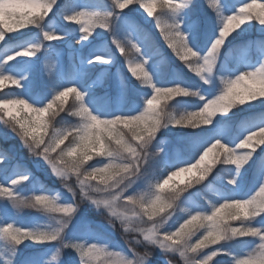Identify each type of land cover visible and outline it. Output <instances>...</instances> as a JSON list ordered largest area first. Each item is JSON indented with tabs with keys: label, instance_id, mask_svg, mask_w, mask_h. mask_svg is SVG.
<instances>
[{
	"label": "snow or ice",
	"instance_id": "obj_1",
	"mask_svg": "<svg viewBox=\"0 0 264 264\" xmlns=\"http://www.w3.org/2000/svg\"><path fill=\"white\" fill-rule=\"evenodd\" d=\"M134 4L138 7H129ZM204 5L215 15L221 28L203 57L189 46L188 37L182 31L181 20L184 18L180 14L183 12L190 14L185 21L190 32L200 34L204 31L205 21L195 14L197 5L193 0H179L178 3L172 0H111L109 11H78L64 17L66 25H75L79 29L81 35L76 43L88 41L97 29L113 35L111 44L125 58L128 72L152 92L138 115L98 118L86 104V93L75 86L63 87L54 93L50 102L38 107L22 98H13L14 91L12 95H0V113L3 114L0 120H3L6 131L19 138L28 153L44 161L71 197L66 203H58L57 198L44 194L22 196L16 189L28 181L26 171L18 172L9 181L5 172L0 170V179L5 181L0 183V196L11 203V208L17 214L26 208L36 209L46 213L54 222L50 231L19 228L11 224L0 228V240L9 246L8 256L0 260V264H13L12 257L25 241L57 245L53 260L59 258L63 249L70 248L79 256L80 264H149L157 249L165 254L167 264L173 261L169 257L177 256V264H213L218 256L229 255L214 246L221 245V241L242 238H251L255 247L243 257H233V264H264V227H256L251 223L257 218L264 220V184L251 198L229 196L218 206L210 203L208 212L193 203L182 206L188 202L185 194L190 193L189 189L203 185L216 165L235 166L236 176L227 181L229 185L235 186L240 171L258 149L264 148V126L254 128L235 147L219 139H205L197 146L196 152L199 154L194 159L177 161L175 165L168 166L171 170L161 169L159 176L153 171L154 162L161 156L160 150H153L154 142L163 129L171 126L196 130L214 126L221 119L230 118L229 113L234 109L258 100L264 101V61L235 78L219 77V94L204 102L199 110L177 117L169 109V104L162 101H173L178 97L204 100V97L198 91L178 85L157 86L153 82L146 67L148 60L144 56L163 57L161 49L146 35L139 38L141 46L131 40L124 42L115 38V20L125 13V9H143L147 17H153L157 8H160L162 11L155 16L154 23L167 49L183 62L189 72L195 73L204 85L210 84L221 50L229 37L249 21H252V26L258 22L264 30V2L251 0L240 6L235 14L226 16L222 15L221 7L228 11L236 7L235 0H224L223 5L219 0H209ZM59 7V0H0V46L7 45L11 33L22 32L26 28L39 30V38L34 46L13 50L4 47L0 53V84L10 81L17 89L20 88V79L9 74L16 67L10 62L19 63L21 57H37L42 49L47 51L51 42L63 39L45 30L46 23L54 15V9L58 10ZM242 8L250 15L238 24L233 23L229 17L238 15ZM108 56L107 51H100L88 59L87 64H109L111 60ZM69 59L75 62L72 53ZM54 67L45 61L44 69L50 75ZM47 86L38 79L32 82L37 94ZM50 86L55 89L59 84L51 82ZM70 97L73 98L72 103L66 108ZM18 106L27 110L23 118H18L19 114L15 111ZM65 116L79 119L75 124L64 123L58 127L57 124L65 121ZM123 129H128V132L125 133ZM94 157L104 159L89 163ZM3 163L4 160L0 159V164ZM190 172L193 175L187 179L185 187L173 185L167 195H162L165 185L173 177ZM73 176L76 179L75 186L68 183ZM85 203L102 210L109 225L115 226L118 221L124 233H135L138 237L136 245L142 247L143 251H138L135 246H129L127 253L110 250L100 243L103 237L98 233L91 234V242L66 240L64 230ZM3 210L7 211L6 208ZM177 210L185 215L173 221ZM169 221L173 222L170 224ZM233 221H239L240 226H235L231 223ZM197 229L202 231L197 234Z\"/></svg>",
	"mask_w": 264,
	"mask_h": 264
},
{
	"label": "rangeland",
	"instance_id": "obj_2",
	"mask_svg": "<svg viewBox=\"0 0 264 264\" xmlns=\"http://www.w3.org/2000/svg\"><path fill=\"white\" fill-rule=\"evenodd\" d=\"M172 2L178 3L179 0H172ZM204 2L208 4L209 0H204ZM204 2L203 0H193V3L197 5L195 14L202 17L205 21L202 33L193 34L190 32L185 23L190 14L187 12L180 14V17L184 18L181 20L182 31L188 37L189 46L200 57L207 54L211 43L221 28L215 15L205 7ZM219 2L223 5L224 0H219ZM247 2H251V0H235L236 7L230 8L228 11H225L224 7H221V13L225 16L235 14L238 12L239 7ZM256 2L262 3L264 0H256ZM59 5V9H54V15L46 23L45 30L52 34L60 35L63 39L51 42V46L47 51L42 49L37 57L32 59L21 57L19 58V63L17 61L10 62L16 67L9 74L20 79L21 87L17 89L10 81H5L0 84V95H12L14 91L15 97L13 98H22L33 106L38 107L50 102L54 93L62 90L63 87L75 86L82 93H86V104L90 108V111L97 115L98 118L140 114L146 99L152 94L151 89L146 88L128 72L127 65L124 64L125 58L120 56V53L111 44L113 35L109 32H104L103 29H97L93 36L89 37L88 41L76 43L81 35L78 27L75 25L68 26L64 20L66 15L78 11H109L111 10V0H59ZM129 7H138V5L134 4ZM161 11L160 8H157L153 17H147V13H144L143 9H125V13L120 14L115 20L117 26L115 38L124 42L131 40L133 43L141 46L139 38L142 35H146L161 49L163 57L161 59L159 57L144 56V59L148 60V66L146 67L149 68L153 82L159 86L156 73H159L160 77H162L167 73L169 66H180V70L176 72L177 75L173 79L176 81L175 83H178L176 85L191 89V80L194 78V81H199V78L193 72H191L192 75L188 74V68L175 57L174 53H171L170 49H167L166 42L159 33V29L155 28V16L159 15ZM38 33L39 30L35 28H26L22 32L11 33L12 37L9 39L7 45L0 46V53L3 52L4 47L13 50L34 46L39 38ZM100 51H107L109 53L108 58L111 60V63L96 66L88 65L87 60ZM143 51L144 49L142 48ZM70 53L74 56V63L70 62ZM46 60L55 66L51 75L44 69ZM262 61H264V30H262L258 22L255 26H252V21H249L240 30L234 32L222 48L217 61L215 76L210 78L211 83L207 85L201 84V87H205L207 90L200 92L204 100L196 102L195 100L188 101L187 99L178 97L173 101H162V103L169 104V109L178 112V115H181L184 110H190L197 103L198 105L196 106L201 108L204 102L219 94L221 90L219 77L235 78L236 75L241 74L245 70L258 67ZM200 62L202 63V60ZM205 75L207 76V74ZM34 79H38L42 84L49 86L37 94L32 87ZM51 82L58 83L59 87L52 89L50 86ZM72 100L73 98L70 97L66 108L71 105ZM178 104L182 105L178 106ZM250 104H255L264 110V101L258 100ZM15 111L19 114L18 118H23L27 115V110L19 108V106ZM2 115L0 113V116ZM61 115L65 114L61 113ZM78 119V117L65 116V121L57 124V126H63L64 123L75 124L78 122ZM217 119L220 118L217 117ZM57 120H59V117H57ZM53 123L56 122L53 121ZM211 126L213 125H210V128L207 126L208 129L214 130V127ZM220 126L223 127L219 128L209 139H225L224 142L231 145V147H235L254 129L243 128L240 132L235 130L232 134L229 133L230 135L228 136L224 129L228 130V127L234 128V124L224 119L220 120L218 127ZM262 126H264V122L258 127ZM184 129L186 128L174 131V129L172 130V128L168 127L158 133L153 149L161 151V156L157 158L153 165V171L157 176H159L161 169L171 170L168 167L169 165H175L177 161L194 159L195 155L199 154L196 152V147L199 144L192 137L193 135L188 136L186 142L183 138H180V136L183 137L180 135L182 133L180 131ZM123 131L127 133L128 129H123ZM167 131L174 132V137L170 136L169 138V132ZM49 132H51V127L49 128ZM171 132L170 134H172ZM231 136H236L237 140L235 143H231V140H228ZM45 138L47 139V137ZM161 141L163 143H160ZM65 144H68V141H65ZM61 147H64V145ZM4 153L7 155L5 156ZM0 159L4 160V163L0 164V170L5 172L9 181L15 178V175L21 171H26L29 175L28 181L16 189L22 196L44 194L57 198L58 203L70 201L71 197L67 188L51 173V170L43 160L28 153L19 141V138L6 131L3 120H0ZM102 159L104 158L94 157L93 161L89 163H96ZM192 175L193 173L190 172L173 177L169 184L165 185L162 195H167L168 190L173 185L185 187L187 179ZM233 176H236L235 166L226 164L216 165V169L209 175L203 185H197L196 187L198 188H193V191L186 194L188 202L182 206H188L189 203H193L200 209L208 212L210 211L208 208L210 203H215L218 206L219 203L224 202L225 197L249 198L253 194V190L247 191L246 184L248 182L251 183V181L254 183L264 181V148L258 149L252 156V159L240 171L235 186L227 183L228 179H231ZM164 178L167 177L165 176ZM0 183H5V181L0 179ZM68 183L75 186V176ZM226 189L232 195L226 193ZM5 208L7 211L3 210ZM105 215L102 210H98L91 204L85 203L81 205L79 212L64 230L65 239L73 242H84L85 240L91 242V234L98 233L103 237L100 243L106 245L110 250L127 253L129 246H135L138 251H143L142 247L136 245L138 237L135 233H124L118 221L115 227L109 225L105 219ZM183 215L185 213L177 210L173 221H175L176 217ZM173 221H169V223L171 224ZM53 223L46 213L37 211L36 209L26 208L17 214L11 208V203L0 196V228L11 224L19 228L50 231ZM231 223L235 226H240L239 221ZM251 223L256 227H264V220L260 218ZM146 226L150 227L151 225L147 224ZM199 231H202V229H197V234H199ZM244 239L246 240L245 244L239 247L238 242ZM193 240H195V237H193ZM57 247V245L33 244L31 241H25L17 249L16 255L12 257L13 264H80L79 256L70 248L63 249L59 258L53 260L52 258L56 254ZM214 247L220 248L223 252L229 253V255L218 256L213 264H233V257L239 258L247 255L255 247V242L251 238L231 239L221 241V245ZM8 248L9 246L0 240V260L8 256ZM205 251H208V249H205ZM169 258L173 259L172 264H177V261H179L178 256ZM156 259L161 261V264H167L165 254L159 249L153 253L149 264H158L155 261Z\"/></svg>",
	"mask_w": 264,
	"mask_h": 264
},
{
	"label": "trees",
	"instance_id": "obj_3",
	"mask_svg": "<svg viewBox=\"0 0 264 264\" xmlns=\"http://www.w3.org/2000/svg\"><path fill=\"white\" fill-rule=\"evenodd\" d=\"M179 67L180 66H173V67L169 66L167 68V73L164 76H162V77H160L159 73H156V77H157V80H158L157 81L158 85L159 86H174V85L178 84V83H175L176 81L173 78L177 75L176 72H178L180 70ZM188 74L192 75L191 72H189ZM172 80H173V82H172ZM201 84H202V82L200 80L199 81H194V78H193V80H191V84H190L191 89H189V90L198 91L199 93L204 91V90H206L205 87H201ZM182 98L183 99H187L188 101H194L195 100L196 102L201 100V99L195 98V97H182ZM181 105L182 104H178V106H181ZM196 105H198V103ZM196 105L194 106L195 108L192 107L188 111L184 110L183 113H181V115L182 114H186V113L191 112V111L199 110L200 108L197 107ZM258 107L259 106L255 105V104H253V105L252 104H248V105L245 104L243 107H238V108L234 109L233 112H230L229 113V117L230 118L226 117V118L221 119V120L225 119L227 122L234 124V128L233 127H231V128L228 127V130L224 129L226 131V134L229 136L230 134L235 132V130L237 132L238 131L240 132V130L243 129V128L249 129V128H255V127L260 126V124H262L264 122L263 121L264 120V110H262V108H260V107L258 108ZM174 113H175V115L177 117L180 116V115H178V112H174ZM219 125H220V123L218 125L214 124V126H211V127H214V130H210V129H208V127H205V128H202V129H196V130H192V129L186 128L183 131H180V132H182L180 135L183 136V137L180 136V138H183L185 140V142H186V140H187L186 138H188V136H190V135H193L192 137H194L196 139L197 144H200L203 140L209 139L212 135H214L219 128L223 127V126L218 127ZM169 128H172V130L174 129V131H177L180 128H183V127H171L170 126ZM209 128H210V126H209ZM167 132H169V131H167ZM170 132L168 134L169 138H170V136H173V133H174V132H171L172 134H170ZM168 135H167V137H168ZM175 137H177V136H175ZM220 140L222 142L225 141V139H220ZM228 140H231V143H235L237 138H236V136H231V138H229ZM229 146L231 147V145H229ZM262 184H264V181H257L255 183L251 181V183L248 182L246 184V190L247 191H252L253 190L252 191L253 194L250 195L249 198H251L253 195H255L256 191H258L259 187ZM254 188H256V189H254ZM189 191H193V188L189 189ZM226 191H227L226 193H230L227 189H226ZM186 194H188V193H186ZM245 242H246L245 239L242 240V241H239L238 242L239 247L243 246L245 244ZM155 261L158 264H161V261H158V259H156Z\"/></svg>",
	"mask_w": 264,
	"mask_h": 264
},
{
	"label": "clouds",
	"instance_id": "obj_4",
	"mask_svg": "<svg viewBox=\"0 0 264 264\" xmlns=\"http://www.w3.org/2000/svg\"><path fill=\"white\" fill-rule=\"evenodd\" d=\"M249 15H250V13L246 9L242 8V9L239 10V14L238 15L229 17V19H231L233 21V23L238 24L241 19H245ZM113 227H115V226L113 225Z\"/></svg>",
	"mask_w": 264,
	"mask_h": 264
}]
</instances>
